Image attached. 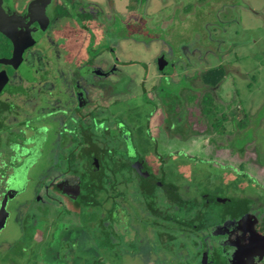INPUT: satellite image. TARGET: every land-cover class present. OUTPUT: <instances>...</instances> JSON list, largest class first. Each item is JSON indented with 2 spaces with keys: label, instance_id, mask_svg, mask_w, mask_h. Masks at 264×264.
Segmentation results:
<instances>
[{
  "label": "flooded vegetation",
  "instance_id": "obj_1",
  "mask_svg": "<svg viewBox=\"0 0 264 264\" xmlns=\"http://www.w3.org/2000/svg\"><path fill=\"white\" fill-rule=\"evenodd\" d=\"M79 1L0 0V208L11 192L6 206L9 217L0 234L10 225L11 205L22 197L12 199V196L21 193L28 181L29 189L37 179L38 184L44 180L43 186L36 187L39 193L34 201L20 204V210L37 215V210L62 208L70 218L80 219L79 226L83 224L84 230L93 228L95 238L90 243L97 255L81 264H110V256L112 260L120 257V264L123 248L125 260L128 257L139 260L144 253L132 246L135 242L150 244L152 259L172 258V245L182 237L192 244L189 254L194 257L187 260L175 254L176 264L189 261L193 264H264V188L258 187L262 193L256 196H244L240 192L237 195V190L232 188L236 186V178L226 182L224 175L222 184L226 188L224 185L213 193L207 189L197 191L194 182L209 171L200 170L190 176L179 168L180 160L174 165V174L172 170L162 171L163 167L158 172L159 163L156 169H151L149 158L145 160L143 153L137 151L136 136L120 128L123 123L119 120L115 123L109 120L107 125L99 123L106 125L105 135L113 131L106 142L88 128L80 132L83 140L80 144L77 127L86 95L77 85L79 63L74 57L71 61L63 60L60 49L63 40H68L62 33L73 30L59 28L64 18L77 19L81 15L95 21L91 11L93 4H82L87 6L79 9ZM83 25L88 27L84 22ZM162 57L166 61L163 69L159 63ZM85 63L81 65L87 66L90 74L106 77L92 61ZM169 65L164 55L158 57L159 79L174 82L172 75H168ZM213 68L216 67L211 66L198 73L195 76L198 78L189 79L192 88L182 90L183 96L192 97L186 104L190 107L186 110L188 114L190 105L194 104L201 119L207 121L205 130L194 131L189 127V134L192 139L203 137L204 147H226L231 148L232 153L238 152L240 147L235 146L236 139L241 138L238 134L231 144L222 146L215 137L226 133L225 124L229 121L226 110L229 109L225 104L222 107L211 104L217 101L210 93L215 94L221 84L210 89L202 83L200 76ZM195 79L198 81L193 84ZM159 87V82L152 87L153 97L144 85L143 90L151 101L161 105L164 118L168 120L172 112L165 100L170 94L161 95ZM117 105L115 103L111 111L121 110ZM246 110L244 108L245 114ZM231 115L235 128L248 127L249 141L245 144L254 141L253 119V126L249 127L250 123L236 121L233 110ZM132 125L136 128L137 121L133 120ZM44 130H49L47 135ZM131 136L132 144L128 145ZM33 152L40 159L31 169ZM47 153L49 159H46ZM182 157L188 162L192 159L187 155ZM44 160V174L35 176ZM198 162L195 160L196 164ZM17 177L23 180L12 181L10 185ZM72 245L74 247L75 243Z\"/></svg>",
  "mask_w": 264,
  "mask_h": 264
},
{
  "label": "rangeland",
  "instance_id": "obj_2",
  "mask_svg": "<svg viewBox=\"0 0 264 264\" xmlns=\"http://www.w3.org/2000/svg\"><path fill=\"white\" fill-rule=\"evenodd\" d=\"M79 3V9L93 4L91 11L95 21L81 15L77 19L64 18L59 22V28L73 30L62 33L68 40H63L60 49L63 60L71 61L74 57L79 63L75 64L80 75L77 85L86 95L77 127L80 144H83L80 132L88 128L95 136L108 140L113 135V131L105 135L108 121L119 120L123 123L120 128L132 131L136 136L137 151L143 153L145 160L149 158L151 169H156L159 163L158 172L163 167L162 171L172 170L174 174L173 169L180 160L179 168L190 176L200 170L210 172L194 182L197 191L216 192L225 185L222 184L225 175L226 182L236 178V186L232 188L237 190V195L239 192L244 196L262 193L258 187L264 188V0H80ZM160 55L170 62L168 75H172L174 82L159 79ZM90 61L106 77L90 74L84 66ZM211 66H224L228 71L216 93H210L218 102L211 103L213 106L225 104L229 109L226 110L229 116L226 133L215 137L222 146L231 144L238 134L241 138L236 139L235 146H243L238 152L232 153L231 148L226 147H204L203 137L192 139L189 134V127L194 131L205 130L207 121L201 119L194 104L190 105L188 114L186 110L190 107L186 104L192 97L183 96L182 90L191 89L189 79L198 78L195 77L198 73ZM158 82L161 88L168 90L167 95L170 94L165 100L172 112L168 120L164 118L161 105L151 101L152 87ZM143 85L151 97L144 92ZM115 103L121 110L111 111ZM232 110L237 122L243 120L250 123L249 127L254 123V141L245 144L250 132L246 133L248 127L235 128ZM133 120L137 121L136 128L132 125ZM103 122L106 125L100 126ZM48 131L44 130V135ZM130 138L128 142L125 138L128 145L132 144V136ZM151 151L153 154L146 155ZM186 155L193 160L188 157L189 162L185 161L182 156ZM38 156L32 153L31 169L38 163ZM195 160L199 162L196 164ZM45 169L46 160L35 176L44 174ZM174 178L178 179L176 175ZM17 180L23 179L14 178L9 184ZM36 180L29 189L28 181L21 193L12 196L15 199L22 195L18 205V202L11 205L10 225L0 234V264H81L97 255L90 243L95 238L93 228L84 230L83 224L79 226L80 219L70 218L65 209L37 210V215L20 210V204L28 205L34 201L39 193L36 187L43 186L44 180L39 184ZM222 193L226 194L225 191ZM41 194H45L44 191ZM183 238L176 240L171 253L190 260L194 257L189 254L192 244ZM72 243H75L74 247ZM132 246L144 254L139 260L129 257L125 260L123 248L120 264H176L174 256L152 259L150 244L135 242ZM110 260V264H119L120 257L112 260L110 256ZM188 264L193 263L189 261Z\"/></svg>",
  "mask_w": 264,
  "mask_h": 264
},
{
  "label": "trees",
  "instance_id": "obj_3",
  "mask_svg": "<svg viewBox=\"0 0 264 264\" xmlns=\"http://www.w3.org/2000/svg\"><path fill=\"white\" fill-rule=\"evenodd\" d=\"M226 70L224 67L219 66L213 69H209L206 72H204L200 77L202 79V83L206 86L209 87L210 89L217 88L222 82L224 81L226 77ZM168 90L165 88L159 87V93L163 96L166 97V93ZM240 149H243V146L240 147Z\"/></svg>",
  "mask_w": 264,
  "mask_h": 264
},
{
  "label": "water",
  "instance_id": "obj_4",
  "mask_svg": "<svg viewBox=\"0 0 264 264\" xmlns=\"http://www.w3.org/2000/svg\"><path fill=\"white\" fill-rule=\"evenodd\" d=\"M160 68L163 69V67L166 65V61L164 60V57H162L159 61ZM11 195V192L8 193V195L5 196L1 208H0V231L5 227L6 220L9 217V213L6 210L7 202H8V196Z\"/></svg>",
  "mask_w": 264,
  "mask_h": 264
},
{
  "label": "crops",
  "instance_id": "obj_5",
  "mask_svg": "<svg viewBox=\"0 0 264 264\" xmlns=\"http://www.w3.org/2000/svg\"><path fill=\"white\" fill-rule=\"evenodd\" d=\"M250 1H254V0H250Z\"/></svg>",
  "mask_w": 264,
  "mask_h": 264
}]
</instances>
